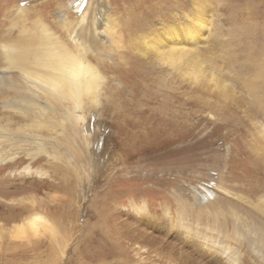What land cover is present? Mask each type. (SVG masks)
<instances>
[{
	"label": "rangeland",
	"instance_id": "rangeland-1",
	"mask_svg": "<svg viewBox=\"0 0 264 264\" xmlns=\"http://www.w3.org/2000/svg\"><path fill=\"white\" fill-rule=\"evenodd\" d=\"M104 1L99 24L98 0H0V264L89 260L115 247L99 223L143 229L190 264L230 263L198 255L186 228L227 224L234 240L235 224L231 253L264 264L249 230L264 234V0ZM31 34L40 48L84 43L99 100L77 107L12 68L3 45ZM175 49L174 70L160 54Z\"/></svg>",
	"mask_w": 264,
	"mask_h": 264
},
{
	"label": "bare ground",
	"instance_id": "bare-ground-1",
	"mask_svg": "<svg viewBox=\"0 0 264 264\" xmlns=\"http://www.w3.org/2000/svg\"><path fill=\"white\" fill-rule=\"evenodd\" d=\"M104 4L105 3L102 2L99 3V0H98V5L96 4L97 8L95 11V15L97 20L99 21V24L100 22H103L102 13L104 9ZM87 12L88 10L85 11L82 16L80 15L81 16L80 19H76V22L78 23L79 26H81L82 22L85 20V16ZM37 40H38L37 36L32 34L27 36H21L16 39H11L8 41L6 40L7 42L3 45L4 51L2 52V55L6 58L9 65L12 68L18 70L22 76L24 77L27 76L28 78L32 77L37 80H42L43 82L47 83L52 89L58 91V93H60L61 96L69 98L77 107L81 106V103L85 95L93 97L92 98L93 101L99 100V98H96V95L99 93L98 87L101 81V75L99 72L100 66L96 67L91 63L85 62L84 51L86 50L84 48L85 45H83L84 44L83 42H82L83 44L81 43L76 44L75 49L64 47L59 44L57 45L54 42L53 44L57 45L58 47L54 46V47L43 48L42 46V48H40V46H37V43L39 44V41ZM40 44L45 45V40L43 41L42 39H40ZM138 45L139 44H137V46ZM135 50H137L136 56L138 57V59L139 58L145 59L147 57L148 49L146 48L143 49L138 46L135 47ZM160 56L161 59L164 58L163 62L168 63L172 67V69L174 70L176 69V49L173 50L171 53H161ZM95 59L99 61V63H102L99 56L95 57ZM128 62L129 61H126V63ZM126 75L125 77L127 78L129 74L126 73ZM126 91H127L126 88H122V92H126ZM136 93H138V95H142L143 92H141V90H138V92ZM171 116L175 118L176 113L171 114ZM115 201L116 199L114 200V202ZM140 208L141 210L138 209V211H140L141 213L143 212V214H147V212L144 213V211H146L145 209L146 204L145 206H142ZM140 212L137 213L141 214ZM34 217L37 218L42 217L41 219H43V216H41L40 213H36ZM41 219H39V221ZM98 225L99 227L96 225V229H94V231L96 230L95 233L98 232L97 234L99 236L98 241L101 243L103 242L104 245L107 242L112 241V245L115 247L107 251H104L105 248H102L100 252V250H98L99 245L97 244L98 246L96 245L94 247L95 249L93 248L91 251L90 249L88 250V252H90L91 254L88 253L86 255L87 257L85 258L89 260H84V258L81 257L80 255L79 256L76 255L75 258L71 259V262L73 264H139V261H142L141 263L143 264H190L191 260L194 261L193 258L189 257L190 255L188 256L187 254H184L183 251L181 250H179L181 251L179 252L180 253L179 256L176 257L175 246H171L168 244L163 245L161 243H158L156 240H155L156 242L153 240L151 242V239L148 238L150 237V234L145 232V230L143 229H138V231L136 230L132 231L131 232L132 234L128 233L129 236L131 237L129 238L131 241V245L127 247L124 243L122 242L120 243L119 237H115V238L113 237V235L115 236L117 235L120 237H129L127 236V234H125L126 236H123V231L121 232V230L118 227L113 226L112 228L110 227L108 229L102 223L101 224L99 223ZM226 225L227 224H225V226ZM234 225L235 224L232 225L233 226L232 228L237 232L235 234L237 236H241L242 232L238 233V231L242 227L234 226ZM225 226L221 225L216 227V225L213 224L211 228H209L208 226L206 227L201 226L202 228L201 230H199L196 227L186 228L188 233H190L189 235L190 237L188 238L187 243L192 244L194 250H198L196 251L197 254L203 258H207L214 261L216 255H220L219 257L224 258V260L228 261L230 264H242L241 260L238 258L239 257L238 254L236 252L231 253V247L229 246L228 241L231 242V240L233 239L230 240L231 233L225 230L227 228ZM205 228L207 229L205 230ZM257 228L255 227L254 230L252 229L249 230L254 236L258 237V239L264 240V234H262L263 235L262 237L256 234L255 230H257ZM106 233L111 234V236L109 235L104 236L103 234ZM220 233H223L222 237H225L226 235L227 238H222L220 236ZM236 235L233 236L234 237L233 241L236 240L239 242L240 240L237 238ZM153 237L157 239V237L155 236ZM244 240L245 239H243V241ZM142 242L143 243L146 242L147 244H150V247L149 248H147L146 246L144 247L143 246L144 244ZM240 243H242V241ZM132 246L135 247L134 250L136 251L135 255L141 257V260L137 261L138 263L137 262L131 263L130 261L131 253L129 252L130 249L133 248ZM86 253L87 251L85 252V254ZM99 255L101 257H99Z\"/></svg>",
	"mask_w": 264,
	"mask_h": 264
}]
</instances>
